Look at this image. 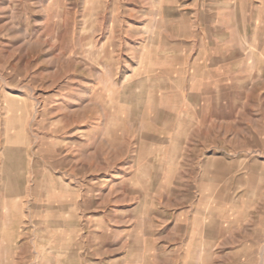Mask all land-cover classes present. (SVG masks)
Instances as JSON below:
<instances>
[{
  "label": "rangeland",
  "instance_id": "374dc122",
  "mask_svg": "<svg viewBox=\"0 0 264 264\" xmlns=\"http://www.w3.org/2000/svg\"><path fill=\"white\" fill-rule=\"evenodd\" d=\"M221 38L230 66L202 57ZM221 64L228 104L208 93L183 106L182 71L212 88ZM202 207L227 229L218 264H264V0H0V264H108L96 236L68 244L65 215H152L159 227L168 210ZM159 253L122 246L120 260L179 262Z\"/></svg>",
  "mask_w": 264,
  "mask_h": 264
},
{
  "label": "crops",
  "instance_id": "0c3cea01",
  "mask_svg": "<svg viewBox=\"0 0 264 264\" xmlns=\"http://www.w3.org/2000/svg\"><path fill=\"white\" fill-rule=\"evenodd\" d=\"M217 40L221 41L216 43V49L212 48L211 53H206V48L203 47L202 51H204V53H202V57L206 60L212 59L213 61L222 59V57H224V60L228 61V63L225 64L230 66L233 62L232 50L229 51L228 48H224L223 50L221 47V44L223 43L222 38ZM224 44H228L226 39ZM196 58H198L197 55L194 56L193 60ZM226 65L224 67V65L221 64L219 67H215L214 70L217 72V78H215V80L210 84V86H213L212 88H198L192 86L190 83L187 84L185 82L187 69H184L182 71V75H184V82L181 89L183 92H188V97L184 98L183 106L195 107L204 105L207 101L208 93H212L211 99L215 103L217 102L219 105L223 104L226 106L231 98L232 87L234 84L233 74L231 73L230 68L227 71ZM188 76L191 78L190 74ZM246 82L247 79L245 80V83ZM19 100V106L16 107L15 110L16 113H19L17 112V109L21 108L20 115L21 117H24L25 107H22L23 101ZM184 119L185 117H178L177 120L180 123L183 121L188 122ZM20 137H22V135L15 139L17 140V143ZM14 147L15 146H13L12 149L10 148L7 150L9 151L8 154H10L11 157V170L16 169L20 165V161L13 158L14 154L16 153L14 152ZM187 150L188 149H185L184 147L178 148L176 150V156L179 157L186 155ZM208 156L212 157L214 156V153L211 152L208 154ZM212 161L213 160H208V162ZM182 163L184 166L183 161ZM182 163L181 161H178V166ZM207 168L208 171H215L214 166L210 165ZM161 169L166 172L169 171L170 168L168 167V163L167 167H162ZM239 171H241L240 176L236 174L234 175L232 173L233 170L230 169V176L227 181L230 180L231 186H239L237 182L247 178V171H243L242 166L240 169L235 170V172ZM21 186L22 183L20 182L19 178L12 179L8 184L11 195H8L4 199L5 202H2L1 204L8 205L11 202L14 203L13 199L15 197L12 196L15 195L12 194L19 193ZM173 186L176 185L173 184ZM177 187H180L179 184H177ZM232 202L233 201H231V204ZM2 209L3 208H1V211ZM199 211L200 213H198V215H184V210L179 209L172 214H170L168 210L167 215H160L161 218L160 224H158L159 227L153 226L152 215H144L143 218L139 220V223L137 215H65L64 228L67 233L70 232V240L68 241V244H79V238L84 239V237L89 236L90 234L96 236L97 245L102 251L110 252L112 250L113 256L111 259L109 258V260H107L108 264H121L120 258L122 246L124 249H127L128 255L131 252L137 251V246L144 247L145 251H160L161 253L154 254L152 256H158L167 259L178 258L179 262L175 264H218V241L221 240L222 233L226 232V226H223L224 232H222V228L220 226L222 221L219 219V215H214L210 212V208L207 210L202 207L199 208ZM231 216L232 215H222L223 220L228 219ZM20 217H22V215L16 216V223L13 221V217H11V219L8 218L6 220V225H10L12 229L14 227L16 228L18 226V221H20ZM43 220L48 221V223L45 222L43 224L44 228H47L48 225L52 226L51 215L44 217ZM79 220H81L80 224ZM39 227H41V224ZM90 229L92 231H89ZM73 230L75 231V236L73 234ZM70 257V259H72V256ZM37 263L46 264V262H42L41 260H38V262L36 261V264Z\"/></svg>",
  "mask_w": 264,
  "mask_h": 264
}]
</instances>
